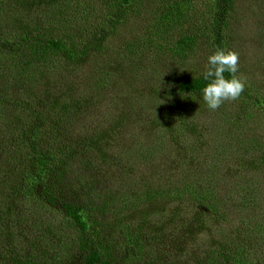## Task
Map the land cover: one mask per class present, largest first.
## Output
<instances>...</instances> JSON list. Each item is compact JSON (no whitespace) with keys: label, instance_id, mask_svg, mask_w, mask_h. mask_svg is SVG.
I'll return each instance as SVG.
<instances>
[{"label":"trees","instance_id":"16d2710c","mask_svg":"<svg viewBox=\"0 0 264 264\" xmlns=\"http://www.w3.org/2000/svg\"><path fill=\"white\" fill-rule=\"evenodd\" d=\"M238 1L0 0V221L12 212L2 207L8 199L22 205L34 200L39 206L36 223L31 227L32 239L17 241L12 229L0 230V264L157 263L155 259L148 260V246L154 239L149 236L151 216H145V223H124L118 209L123 193L108 206L103 205L98 187L90 191L93 185L86 182L84 171L88 170L92 139L100 140V134H95V129L87 135L71 127L78 120L79 124L84 123L74 115L73 108L81 103L71 96L72 87L79 74L93 69L84 74V79L93 81L90 94L100 92L111 78L115 79V73L119 74L117 65L113 66L117 62L136 69L147 59V71L154 75L152 66L158 67L162 55L169 54L174 62L171 65L176 67H163L159 100L163 99L165 108L160 120H173L166 129L158 123L166 133H161L160 139L182 137L187 152L193 153L199 142L189 134H194L199 125L193 127L196 118L193 119L192 112L215 113L203 101L202 89L207 81L201 73L217 48L227 49L230 18ZM147 4L149 11L145 9ZM129 26L137 27L136 35L119 39ZM109 54L115 56L113 64L105 61ZM133 57L140 63H133ZM87 66L90 68L86 69ZM46 79H53L54 83L58 79L55 86L63 90L62 95L47 94ZM38 89L41 91L37 92ZM77 94L74 91V96ZM239 99L241 106L237 111L229 110L224 103L218 108L217 120L220 124L229 120L233 132L242 117L249 118L264 104L262 96L247 87ZM248 99H252L253 106H247ZM216 127L222 139L210 145V160L205 167L215 168L233 148L247 158V170L229 171L236 181L231 187L222 181L226 176L219 170L203 185L195 175L186 177V172H180L177 183L157 189L150 184L147 187L148 181H144L145 188L134 191L130 204L135 203L138 208L151 199L193 206L191 218L180 219V204L174 207L172 217L160 225L163 229L166 221L170 222L169 227H174L180 239L195 236V230L200 232L209 222L218 230L227 228L215 245L213 237H209L206 246H195L191 254L193 264H264V254L259 252L264 246V207L250 197L254 195L250 182H242L244 176H254L250 165H264V141L245 136L234 144L228 139L226 126V130L220 125ZM223 137L233 145L225 146ZM152 144H138L137 154L154 151ZM254 153L258 155L256 160L252 159ZM189 169L188 162L186 170ZM214 182H222L221 188L214 190ZM66 184L81 185L83 200L66 194ZM217 192L223 194L232 212L225 225L218 223L222 197ZM94 198L100 199V203ZM206 213L211 221L204 219ZM177 218L180 220L174 223ZM154 226L159 228L156 223ZM36 235L37 245L33 242ZM53 240L65 249L56 250L54 243H50ZM197 240L186 239L181 244L187 246ZM114 247L120 251L116 257ZM74 248L78 253L75 259L67 257V263L58 259L60 253L67 251L69 256ZM182 250L183 254L188 251L187 247Z\"/></svg>","mask_w":264,"mask_h":264},{"label":"rangeland","instance_id":"374dc122","mask_svg":"<svg viewBox=\"0 0 264 264\" xmlns=\"http://www.w3.org/2000/svg\"><path fill=\"white\" fill-rule=\"evenodd\" d=\"M148 5L145 6V9L149 11ZM136 28L134 26L127 27L123 32L124 34L121 33L119 39L124 37L129 39L136 35ZM227 44V49L239 54V71L237 75L246 80V87L250 88L253 94L262 96L264 100V0H239L237 2V8L230 18ZM168 55L167 53L162 55L158 67L152 66L155 71L153 72L154 75L152 72L147 71L149 70L147 69V59H143V63H140L137 57L131 58L130 60L133 63L138 61L140 63L139 68L136 69H131L123 62H117L113 65H117L116 68L118 67L117 70H119V74L115 73V79L111 78L109 83L101 87L100 92L91 94L89 89H92L93 81L85 80L84 74L93 69H89L90 67L87 66L86 69L89 70L79 74L71 91V96L81 103L78 104L76 109L73 108L74 115L80 117V121L84 123L79 124L78 120L71 127L78 132V129H80V133L87 135H91V131H95V129V134H100V140L94 137L92 139L93 150L89 154L90 160L87 161L86 168L88 170L84 171L87 175L86 182L93 185L90 191L93 192L98 187L97 193L101 195L104 201L103 205L108 206H112L117 196L123 193L124 195L120 201L121 206L118 209L122 212L121 217L124 223L131 225L138 222L145 223V219L151 216L149 236L154 239L148 246V260L155 259L157 263L152 262L149 264H193L191 254L195 246H206L209 237H213L212 244L215 245L224 237L227 228L218 230L214 224L209 222L204 225L200 232L195 230V236L185 235L183 239H180L174 227H169L170 222L166 221L163 229L160 225L166 219L172 217L174 207L180 204L183 212L180 219L191 218L193 206L172 201L158 200L154 202L150 199L144 204L140 203L136 208L137 205L135 203L130 204V200L134 191L145 188L144 181H148L146 183L147 187L150 184L154 189H157L161 185L168 186L172 182L177 183L179 181L177 174L179 175L180 172H186V177L195 175L196 180L201 181L203 185L214 171L219 170L220 174L226 176L222 181L231 187L236 181L228 174L229 171L232 169L247 170V158L241 156V150L233 148L230 150L231 154L221 158L222 163L216 165L215 168L207 169L205 167V164L210 160L208 158L210 145L222 139L217 134L219 129L217 130L216 126L220 125L224 129L226 126L229 134L228 139L233 140L234 144L238 139L239 142L245 139V136L250 138L259 137L261 141H264V104L261 109L256 108V113L249 118L242 117L235 132L231 130L233 126L231 122H228L229 120L226 123L221 121V124L217 120L218 109L215 110L214 114L211 112L203 115L201 111L192 112L193 119L196 118L193 127L199 125L194 130V134L191 132L189 134L190 137H194L199 142L193 153H191L192 150L187 152L186 142L182 137L170 138V136H166V138L160 139L163 136L161 133H166L158 123L166 129L169 122L173 120H160L165 108L164 104L161 103L163 99L159 100V93L163 87L160 81L165 74L163 69L171 66L176 67L171 65L174 62L171 61ZM95 60L99 61L100 59L95 58ZM106 60H110L111 64L116 62L114 54L105 55ZM46 81L48 86L46 85L44 91L47 94H51L53 97L62 95L63 90L59 86H55L58 79L55 83L53 79H46ZM39 91L41 90L38 89L37 92ZM74 91L78 93L75 96ZM248 100L247 106H253L252 99ZM239 101L238 98L233 101H225L224 104L227 105L229 110L237 111L241 106ZM223 139H225V146L232 144V142H227L226 137H223ZM151 141L154 143L152 144L154 151L137 154L138 144L144 145L151 143ZM257 158V153H254L252 159L256 160ZM182 159H185V161L183 162ZM188 162L191 171L186 170ZM249 169L254 173V176L252 178L244 176L242 182L244 185H247L248 181L250 182V190L252 189L254 192V195L250 197L258 200L260 206L264 207V165L255 162L252 166H249ZM223 175L218 177L222 178ZM221 186L222 182H214V190L220 189ZM63 188L66 194L69 192L68 195L78 196L79 200H83V197L80 196L84 191L81 185L71 187L70 184H66ZM216 195L223 196L220 192H217ZM94 199L96 200V198ZM96 201L98 204L100 203V199ZM220 202L219 208L222 216L218 223L225 225L229 223L232 212L229 205L226 204L225 197L220 198ZM2 207H6L12 212H9L10 214L7 217L2 218L0 230L4 229L7 232L12 229L15 232L17 241L32 239V231L34 230L31 227L36 223L38 203L32 200L22 205L17 200L10 202L8 199L7 204ZM146 211L148 213L145 215ZM203 217L211 221L210 215L207 214ZM180 219L177 218L173 221L177 223ZM155 223L159 225V228L156 229ZM234 223L239 225L238 221ZM186 239L198 240L195 243H187V246L181 244ZM38 240L36 235L33 240L35 245H37ZM50 243H54L56 250L65 249L63 246L57 245L60 243L58 240H53ZM185 247L188 251L183 254L182 249ZM259 252L264 254V246L260 247ZM113 253L116 257L120 254V251L114 247ZM77 255V249L74 248L69 251V256H67V251L60 253L58 259L67 263V257L72 260Z\"/></svg>","mask_w":264,"mask_h":264},{"label":"clouds","instance_id":"9594fccd","mask_svg":"<svg viewBox=\"0 0 264 264\" xmlns=\"http://www.w3.org/2000/svg\"><path fill=\"white\" fill-rule=\"evenodd\" d=\"M239 54L226 48H217L208 57L206 69L201 73L207 81L202 98L210 110L218 109L225 101L237 100L244 92L246 80L238 76ZM225 73L229 76L226 77Z\"/></svg>","mask_w":264,"mask_h":264}]
</instances>
